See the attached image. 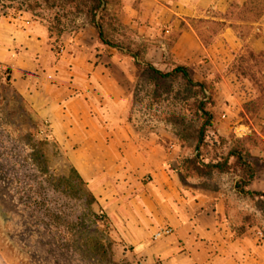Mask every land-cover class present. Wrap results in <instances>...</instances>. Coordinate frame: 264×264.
Returning <instances> with one entry per match:
<instances>
[{"label": "crops", "instance_id": "obj_1", "mask_svg": "<svg viewBox=\"0 0 264 264\" xmlns=\"http://www.w3.org/2000/svg\"><path fill=\"white\" fill-rule=\"evenodd\" d=\"M234 1L109 0L107 11L134 35L125 48H141L144 60L158 67L168 59L201 69L200 80H207L218 61L191 22L220 21L224 46L242 47L227 15ZM76 23L55 47L48 26L29 13L1 19L0 63L12 69L14 86L67 147L132 255L140 264H264V240L239 224L228 192L184 179L176 151L130 120L132 57L104 45L86 15ZM247 42L264 51V23ZM163 228L173 232L154 239ZM0 264H8L1 252Z\"/></svg>", "mask_w": 264, "mask_h": 264}, {"label": "rangeland", "instance_id": "obj_2", "mask_svg": "<svg viewBox=\"0 0 264 264\" xmlns=\"http://www.w3.org/2000/svg\"><path fill=\"white\" fill-rule=\"evenodd\" d=\"M248 1L244 5L235 0L227 14L244 40L242 47L224 46L220 21L191 22L218 61L214 72L206 73L207 80H200L201 69L192 70L196 80L206 82L204 93L188 89L181 77L157 86L147 69H138L132 58L134 78L127 82L132 104L129 118L144 134L159 137L175 150L184 174L200 179L199 185L222 186L230 195L239 224L259 232L264 240V196L235 189L242 174L235 160L229 171L211 173H192L186 162L195 156L203 122L198 103L213 100L208 108L216 119L200 160L223 159L239 146L251 154L245 160L253 162L257 170L249 189L264 191V102L258 101V87L236 74L240 56L252 49L248 37L259 22L264 23V0ZM80 4V0H0V20L29 13L51 29V42L58 47L59 33L73 28L86 15L78 11ZM106 31L122 48L133 46V33L118 26L112 17ZM165 62L156 67L166 72L175 67L168 59ZM7 67H0L4 75ZM258 78L262 80L261 75ZM5 86V78L0 79V252L8 264H140L98 201L92 200L89 187L80 181L67 147L30 104L22 103ZM230 91L235 92L234 98L226 97ZM217 92L222 96L215 99ZM250 102L257 104L253 107ZM226 111H230V118L222 121Z\"/></svg>", "mask_w": 264, "mask_h": 264}, {"label": "trees", "instance_id": "obj_3", "mask_svg": "<svg viewBox=\"0 0 264 264\" xmlns=\"http://www.w3.org/2000/svg\"><path fill=\"white\" fill-rule=\"evenodd\" d=\"M76 2V0H71ZM81 4L77 5L78 11L84 12L88 17L90 23L97 29L99 34L100 41L110 47L117 48L119 51L124 50L129 54L135 61L136 67L141 69L145 67L150 78L154 81L157 86H160L162 83L169 81L176 77H181L185 81V84L190 90H198L199 92H206L207 84L205 81L196 80L192 74V70L186 65H176L171 71H163L158 69L155 65L144 60L141 50H133L131 48H122L120 45L115 44L107 35V24L110 18V13L107 11V4L109 0H80ZM248 0L244 5L248 4ZM51 30V29H50ZM51 32V31H50ZM52 33V32H51ZM50 37L52 38V34ZM63 31L59 33L56 41H59V37L62 35ZM4 65L0 63V67ZM236 74L238 77L247 79L250 82L254 83V86L258 87V101L264 102V51L255 52L253 49L248 50L247 54L241 55L239 60V65L236 68ZM258 75L262 76V80L258 78ZM5 78L6 86L5 88L9 89L15 96L22 101V103L29 104L28 101L23 97V95L18 91L14 86L12 81V69L7 67L6 75L0 70V79ZM214 101L210 103L205 101H200L198 103V111L200 118L202 119V125L198 130L196 152L193 158L186 160L188 164L192 167V173L196 170L204 171L207 170V173L214 171L227 172L230 170L232 165V159L235 160V164L239 166L241 171V177L236 181L235 189L243 194H260L264 196V191L255 192L249 189V186L253 183L256 178L257 170L253 162L245 160V157H252L249 152H243L239 146L233 147L225 158L220 160H214L213 162H202L201 149L205 145L207 137H209V132L214 127L215 114L208 108L209 105H213ZM250 106H255L257 102H250ZM221 139L224 137L219 136ZM179 168L182 172V177L189 178L191 175L184 174L181 166ZM189 168V167H188ZM79 175V179L82 183L86 184L78 170L75 169ZM201 177V175H198ZM92 195V194H91ZM93 201H97L95 196H91Z\"/></svg>", "mask_w": 264, "mask_h": 264}, {"label": "built area", "instance_id": "obj_4", "mask_svg": "<svg viewBox=\"0 0 264 264\" xmlns=\"http://www.w3.org/2000/svg\"><path fill=\"white\" fill-rule=\"evenodd\" d=\"M172 232H173V230L171 228H163L161 230H158L154 234V239H160V238H162L164 236L170 235Z\"/></svg>", "mask_w": 264, "mask_h": 264}]
</instances>
